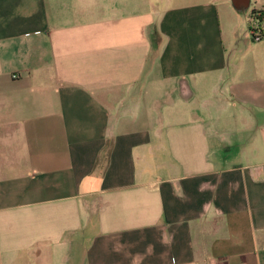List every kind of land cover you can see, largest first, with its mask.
Returning a JSON list of instances; mask_svg holds the SVG:
<instances>
[{"label": "crops", "instance_id": "0c3cea01", "mask_svg": "<svg viewBox=\"0 0 264 264\" xmlns=\"http://www.w3.org/2000/svg\"><path fill=\"white\" fill-rule=\"evenodd\" d=\"M257 12L0 0V264H264Z\"/></svg>", "mask_w": 264, "mask_h": 264}, {"label": "built area", "instance_id": "2783aa9c", "mask_svg": "<svg viewBox=\"0 0 264 264\" xmlns=\"http://www.w3.org/2000/svg\"><path fill=\"white\" fill-rule=\"evenodd\" d=\"M263 18V19H262ZM264 20V14L262 12H257L255 14L254 19L252 20V24L250 27V34L255 41H260L263 38V32L261 30L263 21ZM17 77V76H15Z\"/></svg>", "mask_w": 264, "mask_h": 264}, {"label": "trees", "instance_id": "16d2710c", "mask_svg": "<svg viewBox=\"0 0 264 264\" xmlns=\"http://www.w3.org/2000/svg\"><path fill=\"white\" fill-rule=\"evenodd\" d=\"M262 19H263V18H262ZM262 22L264 23V20H263ZM261 25H262L261 30H262V32H263V38H264V26H263V24H261ZM263 38H262V39H263ZM262 39H261V40H262Z\"/></svg>", "mask_w": 264, "mask_h": 264}]
</instances>
